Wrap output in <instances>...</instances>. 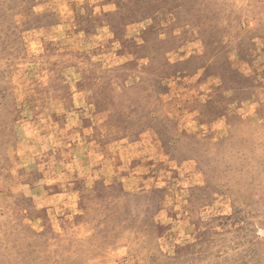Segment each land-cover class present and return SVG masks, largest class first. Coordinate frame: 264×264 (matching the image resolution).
<instances>
[{"label":"rangeland","instance_id":"374dc122","mask_svg":"<svg viewBox=\"0 0 264 264\" xmlns=\"http://www.w3.org/2000/svg\"><path fill=\"white\" fill-rule=\"evenodd\" d=\"M0 264H264V0H0Z\"/></svg>","mask_w":264,"mask_h":264}]
</instances>
